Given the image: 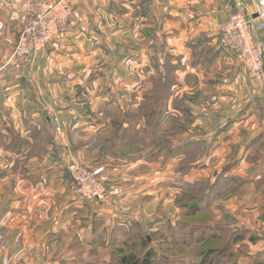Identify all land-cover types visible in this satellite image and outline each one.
<instances>
[{"label": "crops", "instance_id": "0c3cea01", "mask_svg": "<svg viewBox=\"0 0 264 264\" xmlns=\"http://www.w3.org/2000/svg\"><path fill=\"white\" fill-rule=\"evenodd\" d=\"M23 1L0 0V264H30L37 257V241L49 237L52 240L55 236L56 242H64L72 233L71 227H77L80 239L81 225L83 236H98L92 222L86 225V218L83 217V223L70 220V213L76 209L85 211L83 207L92 201L79 206L62 194L57 200L54 197L58 189L61 193L62 189H69L64 159L45 166L42 163L47 157L30 149L40 140H47V150L64 147L67 142L62 144L58 138L61 131L70 138V144L72 134L81 135L85 126L108 129L98 117L101 113L106 116L123 111L101 98L117 99L113 86L104 93L100 87L105 83L103 79H118L119 74L113 69L123 60L121 55L109 54L114 50L105 40V33L109 32L120 38L122 34L126 36L124 43L116 45L117 50L125 51V67L131 73L129 77L125 75L126 85L135 87L133 74L138 65L142 92L151 88L150 74L155 73L153 81L168 83L167 93L162 95L164 101L177 100L180 104L173 110L190 115L188 124L180 128L186 136L180 139L177 149L201 147L200 154L204 155L200 161L218 162L219 166L204 167L209 173L206 178L203 163L190 172L193 170L196 177L209 181L206 200L217 196L222 202L228 199L221 207L220 217L224 226L246 232L241 240L248 250L244 260L264 254V79L257 80L219 45L220 27L234 12L252 19L254 42L264 43V23L255 16L258 0H73L66 32L49 43L30 64L21 61L16 68L6 62L21 31ZM101 18L125 19V25L106 28L97 25ZM138 35L142 38L141 48L134 45ZM97 38L100 40L93 49L99 53L93 54L98 55L83 56L82 49L90 48L88 41ZM103 50L106 54L108 51V56L103 55ZM90 62L110 71L85 80L86 70L82 67ZM151 67H155L154 71ZM162 67L169 69L171 79ZM130 91L126 95H131L132 101L134 93ZM251 99L256 101L254 109ZM166 113H171V106L159 110V114ZM123 126L128 128L129 124L123 122ZM131 141L130 137L116 143L129 145ZM81 144L85 145L78 140L73 146L79 151ZM122 171L123 176H127L125 171L134 172L127 167ZM108 172L106 176L113 177ZM141 184L139 181L134 185L144 190ZM131 185L124 183L121 189H130ZM220 189L231 191L226 196ZM113 199L122 201L123 197ZM208 203L203 207L208 209ZM100 204L109 205L106 201ZM106 209L100 211L105 213ZM210 209L217 220L216 209ZM104 224L101 218L98 225ZM35 227L42 230L40 235L33 234ZM249 235L253 236L252 241Z\"/></svg>", "mask_w": 264, "mask_h": 264}, {"label": "rangeland", "instance_id": "374dc122", "mask_svg": "<svg viewBox=\"0 0 264 264\" xmlns=\"http://www.w3.org/2000/svg\"><path fill=\"white\" fill-rule=\"evenodd\" d=\"M85 24H87V22ZM97 25H105L106 28H115L120 25L124 26L125 19L101 18L98 19ZM105 36V40L107 39V42L111 43L110 46L114 49L113 51H109V54L111 53L110 55L113 57H115V55H121L123 60H121V64L119 63L116 68L113 69L115 73L119 74L118 79L114 81L115 83L113 81L111 82V80L103 79L105 82L104 85H102V87L99 86L103 93L106 91L108 92V87L110 85L113 86V94H116L117 99H112L111 96H108L106 98L107 100H105V96L101 98H104V103H108L112 106L114 105L121 109L123 108V111L119 110V112L106 116L101 113L98 116L101 123H105L108 129L97 130L92 124L90 126H94L93 128L85 126L81 130V135H79V133H75V135L72 134L71 139L73 143L70 144L68 143L70 138L67 139L65 133L61 131L58 138L62 144L67 142L66 145L64 144V147H48L47 150V140H40L37 146L33 145L31 147L30 152L34 151V153L39 155H45L47 159L43 160L42 163L45 166H48L54 160L56 161L62 158V160L64 159V162H66V166L69 161H75L85 167H103V173L100 179L106 191L108 192L113 188H117L118 193L115 195H105L96 200L80 198L74 193L73 189H71L72 181L69 175L70 180L67 182L69 189H62L64 190L63 193L58 189V193L55 192L54 197L57 200L63 195L66 197L65 199H68L70 202L74 201L79 206L81 204L86 205L92 201L93 203H89L93 204L92 207H89L88 204L83 207L85 211L81 212L76 209L74 213H70L72 216H69L71 217V221L72 219L73 221L78 220L80 223H83L82 219L86 218L87 222H89L86 224H89L88 226H90V222H92L93 231L94 233L97 232L98 236L96 235V238L93 239H90L88 236L85 237V235L83 236L81 225V239L78 237L80 231L77 230V227H71L72 233L64 242H56L55 236L51 238L52 240H50V237L46 241L39 240L36 243L37 249L35 254L37 257L33 259L30 264H49L53 262L58 264H116L118 258L124 254L128 244H130V241L127 243H123V241L126 239V232L130 223L136 220L141 221L143 227L142 233L146 235L149 242L145 246L137 247L134 250L135 255L141 257L150 247L155 251L151 258V264H161L160 261L163 260L160 258V254L168 257L169 261L165 264H181L179 263L180 260H184L185 262L190 260L191 262L186 264H194L196 261L198 262V259L192 258L193 253L206 247V244H201L196 241L200 231L194 234L193 242L187 244L186 240L188 239L189 228L187 227L184 230H179L176 225L177 222L184 221L188 224L192 222L212 224L214 222V225L219 224L222 226L224 224L222 222L223 218L220 217L221 207L223 204L226 205L228 199H224L223 202L218 200V193L214 192L217 191L216 189L213 190V193L217 196V198L213 199L214 201L205 199L204 204L206 205L209 202L208 206H210L207 210L210 211V208L216 209L217 220H214V216H211L209 213L208 216L207 214L200 215V218L183 217V215H181L182 210L179 206V202L187 200L185 193H190L193 195L192 197L195 196L196 198L205 193L209 187V181L204 178H206V175L209 173L206 174L207 171L204 170V167L209 166V168H211L212 166H219V164L217 161L213 160H211L210 163H203L200 161L202 159L201 157L204 155L200 154L201 147H198L197 150L186 147L187 151H185L186 149H177L180 139L186 136L185 131L180 128L188 124L190 115L185 113L179 114L173 110L172 107L180 104L176 102L177 100L175 101L173 99L170 103L164 101L162 95L167 93L165 88L168 83L162 81L157 83V80L153 81L155 73L150 74V77H153L149 81V87L151 88L147 91H143V93L141 89L142 73L138 65H135L133 74L135 87L132 89V87L126 85L125 75L128 74L129 77L131 73L129 68L126 69L125 67V51L116 49V45H118L119 42L124 43L126 41V36L122 34L120 38L119 35L113 34V32L105 33ZM98 39L99 38L91 41L86 39L90 48L87 47L88 49H82L83 53H81L83 56L86 55V57L89 58L91 54L98 55L97 53H99V50L93 49L99 42L100 39ZM141 40L142 38L138 35L137 40L134 41V45L141 48L143 45ZM86 52L89 53L86 54ZM95 52L97 53L93 54ZM103 55H105V57L106 55L108 56V51L106 54L103 50ZM31 62L27 63L30 64ZM94 63L95 62H90L89 66L82 67L86 70L85 80H89L90 78L92 80L94 75L101 72L107 74L110 71L109 68L105 67V69H103V66ZM93 69L95 70L93 71ZM150 69L154 71L155 67H151ZM161 70L167 75V78L171 79L170 71L167 67H162ZM87 89L90 90V86ZM130 90H133L134 93L132 101L131 95H126V91L130 93ZM91 99L94 100V98ZM96 99L100 100L99 98ZM255 102V99H251L253 109L255 108L253 105ZM165 105L171 106V113H166L165 115L159 114V110L163 109ZM125 109L132 113L125 112ZM53 119L55 122L59 120L58 117V120L56 118ZM94 119H92V121ZM120 120L129 124L125 133L127 136L125 140H129L130 137L132 139L129 145H125V142L116 143L118 142L115 140L116 123ZM120 132L121 131H119V133ZM78 140H81V143H85V145L81 144L79 151L73 146ZM202 163V172L203 175L205 174V177H196L193 174V170L192 172H190V170L195 167L199 168ZM124 167L134 170V172L131 171L132 174L129 172L127 174L125 171L127 176H123L124 171H122V168ZM108 171L113 173V177L110 176V178H108L109 176H106L105 173ZM139 181H142L141 185L145 187L144 190L134 185L139 183ZM127 182L132 184V188L121 189L122 185ZM220 191L227 196L231 189H220ZM118 196L123 197L122 201L121 199L119 200L121 202H119L118 199H113ZM141 197L142 200L138 201ZM105 201L108 202V206L100 204ZM133 201L135 205H133ZM100 209H106L105 213L100 211ZM95 210H99L98 213H95ZM101 212L103 213L101 214ZM94 213L96 214V219L94 218ZM101 218L104 219L105 226L98 225ZM94 219L96 221L93 222L92 220ZM95 222L98 226L95 225ZM168 224L171 226L170 228H167ZM38 227H35L38 231L34 229L33 234L35 232L40 235L42 230ZM170 233H172L173 237L178 241L176 245H174ZM115 236H117V240L114 239ZM220 241H215L214 245L216 246L219 243H223ZM111 251H114L118 256L112 255L114 252L112 253ZM240 251L248 250L247 248H242ZM232 259L233 255H230V259H223L217 263L228 264ZM240 263L253 264V259H247L246 261L240 260ZM211 264H213V262Z\"/></svg>", "mask_w": 264, "mask_h": 264}, {"label": "built area", "instance_id": "2783aa9c", "mask_svg": "<svg viewBox=\"0 0 264 264\" xmlns=\"http://www.w3.org/2000/svg\"><path fill=\"white\" fill-rule=\"evenodd\" d=\"M72 1L24 0L21 31L6 64L18 68L21 61L30 62L64 34L71 21ZM256 18L264 23V0H258ZM219 45L257 80L264 79V43L254 42L251 18L241 12L232 13L220 27ZM66 167L72 181L71 189L80 198L96 200L118 193L117 188L106 191L100 179L103 167H85L75 161H69Z\"/></svg>", "mask_w": 264, "mask_h": 264}, {"label": "trees", "instance_id": "16d2710c", "mask_svg": "<svg viewBox=\"0 0 264 264\" xmlns=\"http://www.w3.org/2000/svg\"><path fill=\"white\" fill-rule=\"evenodd\" d=\"M116 133H115V140L117 141H125L126 139V130L127 128L123 126V120H120L116 123ZM119 131H121L119 133ZM190 193H185V197H187L186 201L179 202V206L181 208V215L183 217H199L200 215H205L208 213L213 216V214L204 208L202 206V202L206 199L207 195L203 193L199 197H192ZM191 197V198H189ZM204 221V219H203ZM190 224V227H189ZM186 223L184 221L177 222V228L179 230H184L185 228H189L188 231V239L186 240L187 244H190L193 242L194 234L196 232H199L198 237L196 238V241L203 244H206V247L197 250L193 253L192 258L198 259V262L194 264H218V261H221L223 259H230V255H233V259L228 264H242L240 263V260H244L245 256L247 255L246 251H240V249L245 248V244L241 242L242 238L246 237V232L244 231H237L235 229H232L230 227H226L224 225L220 226L219 224H213L210 223H202V222H192V223ZM171 226L168 224L167 228H170ZM142 224L132 221L130 223V226L126 232V239H124L123 243H127L130 241V244L127 246V250L124 252L123 255H121L118 258V261L116 264H151V258L154 255L155 251L153 248H148V250L144 253V255L137 256L134 253V250L137 247H142L148 244L149 239L142 233ZM172 236V240L174 245L178 243L176 238L173 237L172 233H170ZM251 241L253 240V236L249 235L248 237ZM222 241L223 243H219L218 245H214L215 241ZM220 241V242H221ZM240 242V243H238ZM140 245V246H139ZM237 245V247H236ZM238 248V249H237ZM112 253L114 251H111ZM242 252V253H241ZM116 253L114 252V254ZM118 256V255H116ZM182 256V255H179ZM177 257V256H175ZM160 258L163 261H160L161 264H165L168 262V257H166L163 254H160ZM183 260V259H182ZM184 261V260H183ZM180 260L179 263L186 264L190 263L191 261L183 262ZM239 262V263H238ZM253 264H264V254H258L255 255L253 259Z\"/></svg>", "mask_w": 264, "mask_h": 264}, {"label": "water", "instance_id": "95a60500", "mask_svg": "<svg viewBox=\"0 0 264 264\" xmlns=\"http://www.w3.org/2000/svg\"><path fill=\"white\" fill-rule=\"evenodd\" d=\"M255 16H256V14H255Z\"/></svg>", "mask_w": 264, "mask_h": 264}]
</instances>
